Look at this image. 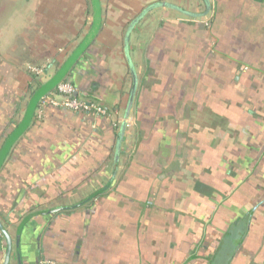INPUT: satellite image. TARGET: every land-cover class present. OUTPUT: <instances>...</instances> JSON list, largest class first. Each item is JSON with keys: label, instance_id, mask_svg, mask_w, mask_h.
<instances>
[{"label": "crops", "instance_id": "1", "mask_svg": "<svg viewBox=\"0 0 264 264\" xmlns=\"http://www.w3.org/2000/svg\"><path fill=\"white\" fill-rule=\"evenodd\" d=\"M100 1L66 81L116 118L35 113L0 170L9 264H264V0ZM92 16L0 0V151Z\"/></svg>", "mask_w": 264, "mask_h": 264}, {"label": "water", "instance_id": "2", "mask_svg": "<svg viewBox=\"0 0 264 264\" xmlns=\"http://www.w3.org/2000/svg\"><path fill=\"white\" fill-rule=\"evenodd\" d=\"M91 6H92L93 16H92V25H91L90 31L88 32L87 36L82 40L80 45L76 48V50L71 54V56L61 66L58 72L50 80L42 84V86H40V88L31 98L22 122L19 124V126L13 132V134L7 139L2 150L0 151V170L2 169L13 146L25 134L30 124L32 123L37 107L39 103L41 102V100L44 97H46L49 93L54 91L62 82L66 81L72 68L78 63L80 58L88 51L90 46L95 42L101 30V27H102L103 12H102V6H101L100 0H91ZM145 13H143L142 16L145 15ZM132 72L134 73L133 68H132ZM135 92H136V87L134 86L132 93H131L128 108L125 114V118L122 123V128L120 132L121 142H124L125 140V134H126L127 127H128V120L130 117V113L133 107ZM0 231L4 235L6 239V243H7V252H6V256H5L3 264H9L12 253H13V248H14L13 239L1 222H0ZM16 248L18 252L17 257H18L19 264H22L21 256L19 252L20 251L19 244H17Z\"/></svg>", "mask_w": 264, "mask_h": 264}, {"label": "built area", "instance_id": "3", "mask_svg": "<svg viewBox=\"0 0 264 264\" xmlns=\"http://www.w3.org/2000/svg\"><path fill=\"white\" fill-rule=\"evenodd\" d=\"M31 72L37 76L44 74V68L31 67ZM78 89L70 82H62L54 91L44 97L39 103L36 116L41 118L43 110L47 106L66 109L76 113H87L105 116L107 118H116L108 109L78 97ZM77 94V95H76ZM114 126H120V119H113Z\"/></svg>", "mask_w": 264, "mask_h": 264}]
</instances>
